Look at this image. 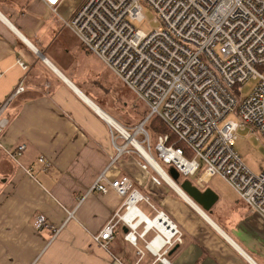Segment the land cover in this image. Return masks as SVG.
Returning a JSON list of instances; mask_svg holds the SVG:
<instances>
[{"label": "crops", "instance_id": "0c3cea01", "mask_svg": "<svg viewBox=\"0 0 264 264\" xmlns=\"http://www.w3.org/2000/svg\"><path fill=\"white\" fill-rule=\"evenodd\" d=\"M53 14L39 0H0V107L24 85L2 115L9 124L0 137V264H264V219L238 196L215 213L228 203L219 196L207 218L171 185L153 184L133 148L116 158L123 141L96 109L125 126L78 75L80 42ZM20 145L26 149L15 163L7 150ZM41 158L49 163L46 170ZM102 176L106 193L92 189ZM123 178L144 196L152 191L150 203L182 232L183 243L166 256L168 263L138 239L145 251L140 257L124 233L108 248L93 242L122 207L124 198L110 184ZM140 204L146 218L156 215ZM38 216L49 227L37 229ZM139 222L133 226L145 223ZM153 235L149 231L146 240Z\"/></svg>", "mask_w": 264, "mask_h": 264}, {"label": "built area", "instance_id": "2783aa9c", "mask_svg": "<svg viewBox=\"0 0 264 264\" xmlns=\"http://www.w3.org/2000/svg\"><path fill=\"white\" fill-rule=\"evenodd\" d=\"M39 1L148 109L149 115L135 130L124 127L128 137L119 132L127 144L137 150L133 141L140 143L156 160L146 124L152 117L160 119L182 145L169 144L168 135L158 137L154 151L164 165L175 167L181 177L198 175L196 185L202 189L220 177L250 211L264 219V170L251 171L234 149L239 132L257 133L264 142V0H84L69 20L59 14L66 0ZM144 7L155 13L154 20L160 24L148 33L137 28L144 21ZM248 82L255 85L243 97ZM23 92L20 83L0 107V119L7 104ZM7 123L0 121V135ZM127 144L117 146L116 158ZM25 149L26 145H20L7 150V155L15 160ZM40 162L46 170L49 163L44 158ZM142 168L148 170L150 165L145 162ZM104 180L102 176L92 189L106 193ZM152 181L158 186L166 183L159 176ZM110 186L124 198L123 212L116 213L93 242L106 248L122 222L129 230L126 239L135 245L142 239L147 251L167 263L169 252L183 243L177 225L158 212L130 179ZM142 202L157 212L153 219L166 222L169 236L158 228L147 229L146 221L134 230L140 216L132 207ZM36 223L39 229L49 227L43 216ZM141 226L144 230L138 232ZM149 231L154 235L146 240Z\"/></svg>", "mask_w": 264, "mask_h": 264}, {"label": "rangeland", "instance_id": "374dc122", "mask_svg": "<svg viewBox=\"0 0 264 264\" xmlns=\"http://www.w3.org/2000/svg\"><path fill=\"white\" fill-rule=\"evenodd\" d=\"M84 0H66L65 3L59 8V14L60 16L65 19L69 20L74 13V11L79 7L80 3H82ZM143 14H144V21L137 24V28L141 29L142 31L148 33L152 31L153 29H157L160 27L159 23L155 22V13L148 7L143 8ZM53 19L60 20L59 17H57L55 14H53ZM64 23V22H62ZM67 28V27H66ZM71 32L67 28L66 35H70ZM81 47V65L79 66V69L81 73L78 72V75H82V80H89V87L93 88V93L96 94L98 97V101L103 102L107 104V110L111 112L114 117L119 121L123 126L126 127L128 124L129 130H135L136 125L140 123L141 120L146 116L147 114V108L146 106L136 97V95L120 80L118 79L115 74L109 70L97 57H95L93 54H91L89 51H87L82 44L80 43ZM85 58V59H83ZM23 84V83H22ZM254 82H248L243 86V93L242 96L246 97L252 88L254 87ZM24 86V85H23ZM12 102V100L7 104V106L4 109V113L7 110L8 105ZM4 107V105L2 106ZM4 115V114H3ZM5 116V115H4ZM228 118H233L232 116H228ZM6 120V117L1 118ZM7 121V120H6ZM5 122V121H4ZM164 125V123L159 119H154L149 123L150 132H155V130L158 128V126L161 123ZM224 122L220 123V126H222ZM133 124V125H132ZM165 126V125H164ZM166 127V126H165ZM167 129V127H166ZM115 130V129H114ZM115 132L119 133L115 130ZM132 134V133H130ZM120 135V134H119ZM123 143L118 144L121 146L126 145L128 142L127 140L120 135ZM155 138H153L154 140ZM130 148L134 147L131 144H127ZM128 147V148H129ZM234 149L236 152L241 156V159L243 163L254 173L260 174L264 170V142L262 138H260V135L257 133H253L250 131L246 132H239L238 133V139L235 142ZM125 149L124 152H127ZM135 150V149H134ZM148 151V149H146ZM137 153L138 151L135 150ZM123 152V153H124ZM139 154V153H138ZM15 163L20 162V156L17 157L15 160H13ZM161 164H159V163ZM158 164L163 168L165 171H168L171 166H167L162 164L158 160ZM45 172V171H43ZM148 172H150L152 175L155 176L154 171L152 168H148ZM35 175L40 174V172L36 171L34 173ZM197 177H181L179 184L182 183L181 180H186L187 178L191 180L192 183L196 184ZM154 184V183H153ZM163 186H168L166 183H162ZM208 187H211L215 190V192L220 196L221 201L228 202V203H220L215 207L214 211L215 213H219V210L223 209L225 205H228L227 207H230L233 203V199L237 197L236 193L232 190V188L220 177L213 178L209 183H207ZM170 187V186H169ZM171 188V187H170ZM95 190V189H93ZM154 190V189H153ZM98 191V190H97ZM147 197L152 194V191H148ZM174 194L177 195V193L173 190ZM149 198V197H148ZM150 200V198H149ZM151 202V200H150ZM231 202V203H230ZM148 204V203H146ZM153 204V203H152ZM150 207V205H148ZM154 206V204H153ZM139 207L143 210H145V204H140ZM155 207V206H154ZM152 210L153 208L150 207ZM119 214L123 212V210L119 209ZM117 212V213H118ZM213 213V212H212ZM210 214H208L209 216ZM212 215V214H211ZM154 217V216H153ZM210 217V216H209ZM212 217V216H211ZM113 218H111L108 222H110ZM36 221V219H35ZM35 224H37L35 222ZM106 225V224H105ZM36 226V225H35ZM121 227L122 231L124 233V240L127 241L129 244H131L133 247L137 249V254H139L140 257H143L144 250L145 249V242L140 239L144 243V247L142 248L143 244H141V249L138 247V240L136 242V245L131 241V239H126L128 237V231L125 232L124 228L128 230L127 226L124 223H120L117 227ZM37 228V226H36ZM142 228L140 232L144 230V228L141 226L139 229ZM39 229V228H37ZM45 229V228H44ZM42 229V230H44ZM117 232V231H116ZM113 234V239L108 242V246L110 243L115 239V236L117 233ZM57 233V230H54V234ZM153 237V236H152ZM98 245V244H96ZM100 246V245H98ZM108 246L106 248H108ZM102 247V246H100ZM104 248V247H103ZM139 249L143 251V254L139 252ZM166 263V262H165ZM168 263V262H167ZM139 264V263H136Z\"/></svg>", "mask_w": 264, "mask_h": 264}, {"label": "water", "instance_id": "95a60500", "mask_svg": "<svg viewBox=\"0 0 264 264\" xmlns=\"http://www.w3.org/2000/svg\"><path fill=\"white\" fill-rule=\"evenodd\" d=\"M145 162L147 164H149V162L146 159H145ZM150 167L152 168L151 165H150ZM152 170L160 178L163 179V177L161 176V174L157 170H155L154 168H152ZM168 176L178 185V183L181 179V176L175 167L169 168ZM166 184L169 186V184L167 182H166ZM178 186L192 200V202L195 204V207L198 209V211L200 210L204 214V216H206L208 218L209 217L208 213L211 214L213 207L215 206V204L219 200V196L215 192V190H213L211 187H206V188L202 189L198 185L192 183L191 180H189V179L184 180ZM124 231L127 232L128 230L124 228ZM176 249L177 248H175L173 251H175Z\"/></svg>", "mask_w": 264, "mask_h": 264}, {"label": "bare ground", "instance_id": "6f19581e", "mask_svg": "<svg viewBox=\"0 0 264 264\" xmlns=\"http://www.w3.org/2000/svg\"><path fill=\"white\" fill-rule=\"evenodd\" d=\"M94 108H96L94 106ZM97 112H99V114H101L104 118H106V120H108L113 127L116 130L121 131L124 136H129L128 133L125 132V130L114 121V119H111L110 117H108L106 114H104L102 111H100L99 109H96ZM129 141L132 142V137L129 138ZM134 145L137 147L138 152H140V154L143 155V157L149 162V164L152 166V168H154L155 170H157L161 176L163 177V179L169 184L171 185V187H173L179 194H181V196H183V198H185L190 204H192L195 207V204L192 202V200L180 189V187L168 176V174L164 171V169L157 163V161L152 157L151 154H149L148 152L145 151V149L140 145V143L133 141ZM154 159V160H153ZM197 209V208H196ZM132 210L135 214H138L141 219L139 224L144 220V222L146 221L147 225H151L150 228L147 227V229H151V228H158L161 232H163L165 235L169 236V233H167V226H166V222L161 223L160 220L158 219H153V217L146 218L141 211H137L138 208L136 207H132ZM198 210V209H197ZM200 211V210H199ZM201 212V211H200ZM130 216L129 215L127 217L128 221L130 222ZM146 225V226H147ZM134 230H137V228L135 226H133ZM129 231V230H128ZM171 235V234H170ZM158 240L161 241L162 243V238H158Z\"/></svg>", "mask_w": 264, "mask_h": 264}, {"label": "trees", "instance_id": "16d2710c", "mask_svg": "<svg viewBox=\"0 0 264 264\" xmlns=\"http://www.w3.org/2000/svg\"><path fill=\"white\" fill-rule=\"evenodd\" d=\"M76 37V36H75ZM80 42V41H79ZM147 114H146V116L143 118V120L149 115V111H148V109H147ZM4 117V116H3ZM154 119H158V118H156V117H152V118H150L149 119V121L147 122V124H146V128H147V131H148V133L150 134V137H151V147H152V150H153V156L156 158V160H157V162H158V160L161 162V160L158 158V156H157V153L154 151V147H155V145L157 144V140H158V137L160 136V135H168V136H170V139H169V144H174L176 147H178V148H180V147H182V145L180 144V143H178L177 141H176V138L169 132V130L168 129H166V127L161 123L159 126H158V128L155 130V132H150V127H149V123H151V121L152 120H154ZM143 120H141V121H143ZM159 120V119H158ZM140 121V122H141ZM8 124L9 123H7V125H6V127L3 129V131H2V133H1V135H0V137L2 136V134L4 133V131L6 130V128L8 127ZM133 125V124H132ZM137 126V125H136ZM126 127L129 129V126H128V124L126 125ZM153 138H155L154 140H153ZM159 163V162H158ZM160 164V163H159ZM163 164V163H162ZM161 165V164H160ZM162 168H163V166H162ZM164 169V168H163ZM165 171V170H164ZM165 172H168V171H165ZM155 173V172H154ZM155 177H157L158 178V176H157V174L155 173ZM185 180V179H184ZM184 180H181L182 182L184 181ZM163 183V182H162ZM164 184V183H163ZM206 188V187H205ZM209 214V213H208ZM117 232L116 233H123V231H122V228L121 227H119L118 228V230H116Z\"/></svg>", "mask_w": 264, "mask_h": 264}]
</instances>
